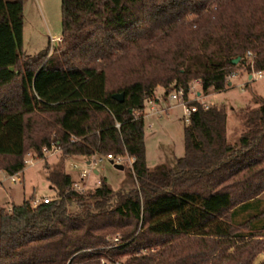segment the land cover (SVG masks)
Instances as JSON below:
<instances>
[{"label": "trees", "instance_id": "trees-1", "mask_svg": "<svg viewBox=\"0 0 264 264\" xmlns=\"http://www.w3.org/2000/svg\"><path fill=\"white\" fill-rule=\"evenodd\" d=\"M61 28L55 48L27 56L23 0H0V171L21 173L29 150L42 159L54 143L63 158H131L135 186L80 194L49 172L50 202L0 207V264H254L264 99L235 146L223 106L189 103L174 168L147 166L143 111L157 88L188 99L192 82L221 92L236 68L263 71L264 0H61Z\"/></svg>", "mask_w": 264, "mask_h": 264}, {"label": "rangeland", "instance_id": "rangeland-1", "mask_svg": "<svg viewBox=\"0 0 264 264\" xmlns=\"http://www.w3.org/2000/svg\"><path fill=\"white\" fill-rule=\"evenodd\" d=\"M61 30V0H23L22 51L24 54L32 56L47 46L55 48L58 43L54 40L61 37ZM52 52L53 50H50L49 53ZM233 74L234 78L228 81L221 92L203 94L199 83L192 82L188 95V100L195 99L196 95H199L200 103L207 107L225 108L226 137L231 146L238 145L239 137L245 131L244 114L256 110L259 106L258 101L264 99V78L249 79V75L242 67L236 68ZM173 92H170L168 97ZM172 106L174 108H169L166 113L145 119L146 162L149 168L162 163L174 168L176 160L184 154L183 129L186 124L183 122V109L173 101ZM87 161L86 157L68 161V158H63L60 152L44 153L42 159H37L33 151L29 150L25 156L26 166L23 173L14 175V182L5 172L0 173V207L10 210L12 206L20 205L24 200L31 199V203L34 200L40 203L46 198L54 199L57 193L47 181V174L53 170L70 173L76 183L80 181L81 171L87 168L85 165ZM72 164H76L78 169H72ZM128 165V162H125V168L120 171L109 162L103 161L101 165L95 167L97 176L89 175L85 180V188L79 193L91 192L90 189L98 187L97 182L100 181L106 182L114 192L129 191L134 188L135 181L129 174ZM260 198L264 201V194ZM260 236L252 240L257 249L264 248V231ZM263 259L264 254L261 253L256 257L254 264L261 263Z\"/></svg>", "mask_w": 264, "mask_h": 264}, {"label": "built area", "instance_id": "built-area-1", "mask_svg": "<svg viewBox=\"0 0 264 264\" xmlns=\"http://www.w3.org/2000/svg\"><path fill=\"white\" fill-rule=\"evenodd\" d=\"M54 41H56L57 43L61 42V38H57ZM245 57L247 58H251L252 54L250 52H246ZM250 79L257 80V79H261L264 78V70L263 71H258L255 72L253 75L249 76ZM231 78H234V74H231L229 76H227L226 80L229 81ZM200 97L199 95H196L195 99L192 100H188L184 98V92L182 89H178L176 91H174L170 96H169V100L176 102L178 106L182 107L183 109V113H182V117H183V122L185 124L189 123L190 120V115L194 112H196L197 107L192 105L189 106L188 104L191 102H197L198 104H200V106L203 109H207L208 107L203 104L200 103L199 101ZM43 154L44 153H59L61 152L60 148L58 146H56L54 143H51L49 148H44L42 150ZM103 161H107L109 162L111 165H124L125 162H128V164L130 165L132 163V159L131 158H127V157H122V156H112V155H106V156H98V155H93L91 157L88 158V163H86V169H83L81 171V173L79 174L80 177V183L76 182L73 184L72 189L76 192H82L83 189L85 188V180L89 177V175L91 174H95V176H97V174L95 173V167L98 165H101ZM72 169H78V166L76 164H72ZM11 181L14 182V178L13 176H11ZM96 185V184H95ZM100 185V182H97V186ZM51 200L46 198L43 199L40 203H48ZM38 201H32V205L36 206L38 204H40ZM114 241H118V238L114 239Z\"/></svg>", "mask_w": 264, "mask_h": 264}, {"label": "crops", "instance_id": "crops-1", "mask_svg": "<svg viewBox=\"0 0 264 264\" xmlns=\"http://www.w3.org/2000/svg\"><path fill=\"white\" fill-rule=\"evenodd\" d=\"M249 79H250V77H249ZM197 85H198V83H197ZM228 85H230V84H228ZM163 94H164V91L161 88L156 89L153 100L149 101L146 104V107L143 111L144 121L148 117L151 118L153 116H159L163 113H166L169 108H174V106L171 107L172 101L169 100V97L167 99H164ZM74 158H79V157H74ZM71 159H73V158H68V161ZM86 163H88V161ZM1 172L2 171H0V173ZM22 173H23V171L21 173H18V174H22ZM68 174L70 175V173H68Z\"/></svg>", "mask_w": 264, "mask_h": 264}, {"label": "water", "instance_id": "water-1", "mask_svg": "<svg viewBox=\"0 0 264 264\" xmlns=\"http://www.w3.org/2000/svg\"><path fill=\"white\" fill-rule=\"evenodd\" d=\"M239 62V58H236L235 60L232 61L233 65H236ZM113 98L119 102H122L123 100V95L119 94V95H114ZM114 168L117 170H123V166L122 165H114ZM95 173L97 174V172L95 171Z\"/></svg>", "mask_w": 264, "mask_h": 264}]
</instances>
